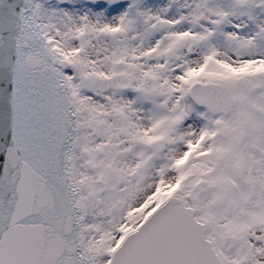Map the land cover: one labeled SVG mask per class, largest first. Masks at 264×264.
<instances>
[{"label":"snow or ice","instance_id":"6c2138e0","mask_svg":"<svg viewBox=\"0 0 264 264\" xmlns=\"http://www.w3.org/2000/svg\"><path fill=\"white\" fill-rule=\"evenodd\" d=\"M0 264H264V0H0Z\"/></svg>","mask_w":264,"mask_h":264}]
</instances>
